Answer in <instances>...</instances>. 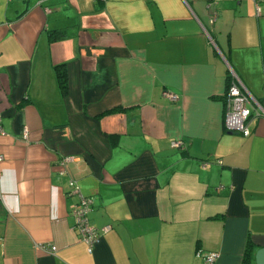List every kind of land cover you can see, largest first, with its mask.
<instances>
[{
    "label": "crops",
    "instance_id": "crops-1",
    "mask_svg": "<svg viewBox=\"0 0 264 264\" xmlns=\"http://www.w3.org/2000/svg\"><path fill=\"white\" fill-rule=\"evenodd\" d=\"M258 6L0 0V264H204L197 252L241 264L248 240L264 248ZM231 70L250 100L247 137L224 126ZM69 180L89 222L109 228L91 252Z\"/></svg>",
    "mask_w": 264,
    "mask_h": 264
},
{
    "label": "built area",
    "instance_id": "built-area-1",
    "mask_svg": "<svg viewBox=\"0 0 264 264\" xmlns=\"http://www.w3.org/2000/svg\"><path fill=\"white\" fill-rule=\"evenodd\" d=\"M257 1V11L260 10ZM231 73V83L228 88L226 99V111L224 118V126L227 131L238 133L243 137L250 135V109L248 105L250 103L249 97L245 92L243 84L241 83L238 76L233 72ZM171 101H177V97L172 94H164ZM2 117L0 115V134H3L1 127ZM26 133V131H25ZM26 137V134H24ZM173 148H182L183 144L181 141H173L171 143ZM2 157L0 156V162ZM73 161V158L66 157L61 160V166L66 167V165ZM68 189L70 194L77 196V202L72 206L71 214L74 219L75 229L80 235L81 241H83L89 252L92 250V246L98 241L101 233L108 231V227L103 229H97L89 222L88 215L91 211V200L84 197L81 193L80 187L74 180H69ZM51 251H54L52 248ZM197 256L203 259L204 264H214L218 258V254L214 252H209L207 254H202L197 252Z\"/></svg>",
    "mask_w": 264,
    "mask_h": 264
},
{
    "label": "trees",
    "instance_id": "trees-1",
    "mask_svg": "<svg viewBox=\"0 0 264 264\" xmlns=\"http://www.w3.org/2000/svg\"><path fill=\"white\" fill-rule=\"evenodd\" d=\"M93 1H100V0H93ZM56 73H57V78L59 81L61 91L63 93H65L66 92V79H65L66 77H65V73L63 71V67H59V68L57 67ZM114 111H118V110H112V111H109L107 113L114 112ZM254 251H255V246L253 245V243L250 240H248L246 247H245L243 257H242L241 264H253L254 263V257H255Z\"/></svg>",
    "mask_w": 264,
    "mask_h": 264
},
{
    "label": "water",
    "instance_id": "water-1",
    "mask_svg": "<svg viewBox=\"0 0 264 264\" xmlns=\"http://www.w3.org/2000/svg\"><path fill=\"white\" fill-rule=\"evenodd\" d=\"M255 264H264V248H260L254 257Z\"/></svg>",
    "mask_w": 264,
    "mask_h": 264
}]
</instances>
